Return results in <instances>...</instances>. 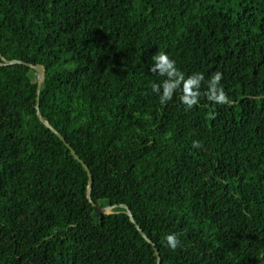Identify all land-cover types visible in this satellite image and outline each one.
Instances as JSON below:
<instances>
[{"label":"trees","instance_id":"trees-1","mask_svg":"<svg viewBox=\"0 0 264 264\" xmlns=\"http://www.w3.org/2000/svg\"><path fill=\"white\" fill-rule=\"evenodd\" d=\"M160 52L204 74L198 105L159 103ZM217 71L229 105L203 95ZM37 97L95 204L120 206L89 202ZM155 249L264 264V0H0V264H157Z\"/></svg>","mask_w":264,"mask_h":264},{"label":"clouds","instance_id":"clouds-1","mask_svg":"<svg viewBox=\"0 0 264 264\" xmlns=\"http://www.w3.org/2000/svg\"><path fill=\"white\" fill-rule=\"evenodd\" d=\"M152 60L154 63L148 71L159 77H164L162 84L153 83L151 85L152 92L159 96L161 105L172 100L177 92L180 93L179 99L185 106V110H189L200 103L201 87L205 81L203 73H193L185 78V74L178 70L175 61L164 52L153 55ZM222 78L221 72H215L207 82L206 91L203 92V95L213 104L229 105L231 101L220 84ZM215 115V112L211 113L209 119H214ZM192 147L200 148L201 144L199 141H193ZM165 240L167 246L172 250H175L180 244L176 233L166 235Z\"/></svg>","mask_w":264,"mask_h":264},{"label":"water","instance_id":"water-1","mask_svg":"<svg viewBox=\"0 0 264 264\" xmlns=\"http://www.w3.org/2000/svg\"><path fill=\"white\" fill-rule=\"evenodd\" d=\"M16 62H20V61H17V60H10L8 61L9 64H13V63H16ZM28 66H30L32 69H34L38 75V77H42L43 79V76H44V68L40 65V64H30V63H27ZM39 91H40V84H38V88H37V93L39 94ZM38 104H39V97H37V103H36V108H37V115L39 117V119L41 120L42 123H44L46 126H48L51 131L53 133H55L62 141H64V143L67 145V147L70 149V152L71 154L74 156V158L76 160H78L83 168L86 170L87 172V175L89 177V183H88V188H87V197H88V200L89 202L96 208V210L99 212V213H108L106 210L108 209H111L113 207H118L120 206L119 204H114V205H111V206H107V207H100L98 206L97 204H95V202L92 200V197H91V186H92V175H91V172L88 168V166L80 159V157L76 154V152L71 148V146L65 142V139L64 137L53 127L51 126L50 124H48V122L46 120H44V118L40 115L39 113V110H38ZM127 214L131 217V221L135 224L137 230L141 233V235L148 241L150 242L153 246H154V243H152L151 239H149L145 234L144 232L142 231V229L136 224V222L134 221V219L132 218V215L130 213V211L127 209L126 210ZM155 254H156V257H157V264H161V258H160V254L158 252L157 249H155Z\"/></svg>","mask_w":264,"mask_h":264},{"label":"rangeland","instance_id":"rangeland-1","mask_svg":"<svg viewBox=\"0 0 264 264\" xmlns=\"http://www.w3.org/2000/svg\"><path fill=\"white\" fill-rule=\"evenodd\" d=\"M36 78H37L38 82H40V83L42 82V77H38L37 73H36ZM39 101H40V99H39ZM41 105L43 106V108L46 107L47 103H46L45 99H42V101L38 104V109L40 108ZM106 211L110 212V209H108Z\"/></svg>","mask_w":264,"mask_h":264},{"label":"bare ground","instance_id":"bare-ground-1","mask_svg":"<svg viewBox=\"0 0 264 264\" xmlns=\"http://www.w3.org/2000/svg\"><path fill=\"white\" fill-rule=\"evenodd\" d=\"M41 81V80H40Z\"/></svg>","mask_w":264,"mask_h":264}]
</instances>
